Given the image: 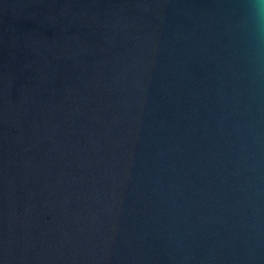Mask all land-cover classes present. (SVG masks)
Here are the masks:
<instances>
[{
	"label": "water",
	"instance_id": "obj_1",
	"mask_svg": "<svg viewBox=\"0 0 264 264\" xmlns=\"http://www.w3.org/2000/svg\"><path fill=\"white\" fill-rule=\"evenodd\" d=\"M0 264H264L255 0H0Z\"/></svg>",
	"mask_w": 264,
	"mask_h": 264
},
{
	"label": "clouds",
	"instance_id": "obj_2",
	"mask_svg": "<svg viewBox=\"0 0 264 264\" xmlns=\"http://www.w3.org/2000/svg\"><path fill=\"white\" fill-rule=\"evenodd\" d=\"M255 3L258 12L264 11V0H255Z\"/></svg>",
	"mask_w": 264,
	"mask_h": 264
}]
</instances>
